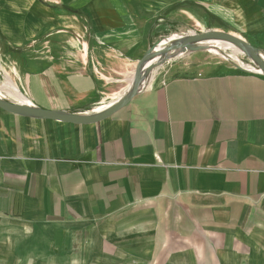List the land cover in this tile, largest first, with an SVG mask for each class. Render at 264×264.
I'll list each match as a JSON object with an SVG mask.
<instances>
[{
  "label": "crops",
  "instance_id": "0c3cea01",
  "mask_svg": "<svg viewBox=\"0 0 264 264\" xmlns=\"http://www.w3.org/2000/svg\"><path fill=\"white\" fill-rule=\"evenodd\" d=\"M42 1L0 0V96L48 111L101 112L168 31L264 40V0ZM169 67L91 124L0 109V264H264V76Z\"/></svg>",
  "mask_w": 264,
  "mask_h": 264
},
{
  "label": "rangeland",
  "instance_id": "374dc122",
  "mask_svg": "<svg viewBox=\"0 0 264 264\" xmlns=\"http://www.w3.org/2000/svg\"><path fill=\"white\" fill-rule=\"evenodd\" d=\"M41 2L42 0H37ZM43 2V1H42ZM204 32H220L226 33L232 36H235L247 44L255 48L257 54L264 58V40H255L245 36L240 31L235 29H231L221 23L214 22L213 20H209L204 25H191L186 27L185 29L179 31H171L162 33L161 36L156 40V45L162 39L168 38L170 36H179V37H190L191 35H196ZM152 45V46H154ZM151 46V47H152ZM232 46L215 44V47L210 48L205 45H194L189 48V50L185 52H175L168 55L165 59L162 66L165 68H170V71L167 72V76L174 75V73H206L210 72L213 69H233V70H241L247 71L249 68L253 67L251 59L242 53L240 50L235 48H231ZM251 66V67H250ZM161 67V66H160ZM158 67V68H160ZM166 70V69H165ZM8 71V70H7ZM3 70H0V84H2L5 80ZM12 81L14 82V78L12 74H9ZM166 76V77H167ZM101 82H107L106 88L107 92L103 90L99 96H101L104 100L111 97L116 92H125L128 86L127 78L120 77L118 74L114 73V77L107 80L105 78H100ZM111 85H113L111 87ZM113 93V94H110ZM118 97V96H116ZM6 99L12 100L11 97L5 96Z\"/></svg>",
  "mask_w": 264,
  "mask_h": 264
},
{
  "label": "water",
  "instance_id": "95a60500",
  "mask_svg": "<svg viewBox=\"0 0 264 264\" xmlns=\"http://www.w3.org/2000/svg\"><path fill=\"white\" fill-rule=\"evenodd\" d=\"M184 39L185 40L181 42H176L155 52H153L155 45L150 47L136 64L130 90L124 93V95H122L118 100H115V102L111 103L107 108L96 114L81 116L57 111H48L33 107L28 104L12 102L6 100L5 98H0V109L13 115L36 118L40 120H50L75 125L95 123L105 119L119 108L128 104L140 92L142 88V78L146 76L149 77L154 69L162 66L169 54L175 52H185L189 50L191 46L201 45L202 42L208 40L225 42L236 47L251 59L253 66L261 73L262 76H264V61L257 54L255 48L235 36L220 32H204L191 35L190 37H184ZM155 58H159V60L156 62H151Z\"/></svg>",
  "mask_w": 264,
  "mask_h": 264
},
{
  "label": "bare ground",
  "instance_id": "6f19581e",
  "mask_svg": "<svg viewBox=\"0 0 264 264\" xmlns=\"http://www.w3.org/2000/svg\"><path fill=\"white\" fill-rule=\"evenodd\" d=\"M183 40H185L183 37H179V36H175V35H173V36H170V37H168V38H165V39H162L161 41H159L155 46H154V48H153V52H155V51H159V50H161V49H163V48H165V47H167V46H170V45H172V44H174V43H176V42H181V41H183ZM222 44V45H228V46H232V45H230V44H228V43H225V42H220V41H215V40H208V41H204V42H202L201 43V45H207V46H209L210 48H212V47H215V44ZM233 48H235L234 46H232ZM231 47V48H232ZM237 49V48H236ZM261 59L264 61V58L261 56ZM159 60V58H155L153 61H151V62H156V61H158ZM147 79H148V77L146 76V77H144V78H142V80H141V87L145 84V82L147 81ZM131 88V87H130ZM130 88L128 89V90H130ZM128 90H126L125 92H123L118 98H117V100L122 96V95H124V93H126ZM18 99H20L21 97L19 96V94L17 93V92H15V94H14ZM3 97V96H2ZM1 96H0V98H2Z\"/></svg>",
  "mask_w": 264,
  "mask_h": 264
},
{
  "label": "built area",
  "instance_id": "2783aa9c",
  "mask_svg": "<svg viewBox=\"0 0 264 264\" xmlns=\"http://www.w3.org/2000/svg\"><path fill=\"white\" fill-rule=\"evenodd\" d=\"M253 66V65H252ZM251 67V66H250ZM245 72L247 73H251V74H255V75H259L262 76L261 73L253 66L251 68H249V70H245Z\"/></svg>",
  "mask_w": 264,
  "mask_h": 264
}]
</instances>
